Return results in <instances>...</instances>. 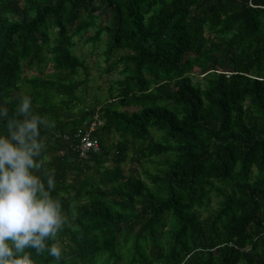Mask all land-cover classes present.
<instances>
[{"label":"trees","instance_id":"trees-1","mask_svg":"<svg viewBox=\"0 0 264 264\" xmlns=\"http://www.w3.org/2000/svg\"><path fill=\"white\" fill-rule=\"evenodd\" d=\"M78 39L120 77L76 112ZM22 95L54 125L59 264H264V0H0L10 115ZM97 110L100 150L80 158L71 144Z\"/></svg>","mask_w":264,"mask_h":264},{"label":"clouds","instance_id":"clouds-1","mask_svg":"<svg viewBox=\"0 0 264 264\" xmlns=\"http://www.w3.org/2000/svg\"><path fill=\"white\" fill-rule=\"evenodd\" d=\"M8 103L0 101V264H39L45 253L59 264L66 246L58 234L68 217L55 176L45 171L42 135L54 125L30 95L18 98L11 115Z\"/></svg>","mask_w":264,"mask_h":264},{"label":"rangeland","instance_id":"rangeland-1","mask_svg":"<svg viewBox=\"0 0 264 264\" xmlns=\"http://www.w3.org/2000/svg\"><path fill=\"white\" fill-rule=\"evenodd\" d=\"M103 50L104 46L101 43L98 47H93L91 43H86L81 39L77 40L75 53L86 60L89 76L88 83L77 91L79 98L75 102L76 112L94 105L100 108L110 100L109 89L113 82L120 77V74L117 70L112 73L105 72L104 67L107 66V63L103 56ZM78 78L85 79V72L81 71ZM125 168L126 172L133 170V166L129 162L126 163ZM147 181L150 183V179Z\"/></svg>","mask_w":264,"mask_h":264},{"label":"built area","instance_id":"built-area-1","mask_svg":"<svg viewBox=\"0 0 264 264\" xmlns=\"http://www.w3.org/2000/svg\"><path fill=\"white\" fill-rule=\"evenodd\" d=\"M104 125L101 113L97 110L92 118L86 121L77 131L76 138L78 142L71 144L72 148L78 153L80 158H86L90 152L100 150V141L95 136L97 129ZM63 138L69 141L71 138L68 134H64Z\"/></svg>","mask_w":264,"mask_h":264}]
</instances>
